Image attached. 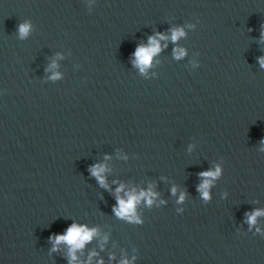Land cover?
I'll return each mask as SVG.
<instances>
[{"label":"clouds","instance_id":"9594fccd","mask_svg":"<svg viewBox=\"0 0 264 264\" xmlns=\"http://www.w3.org/2000/svg\"><path fill=\"white\" fill-rule=\"evenodd\" d=\"M19 34L21 38L26 37L30 30V25L28 23H23L19 25ZM183 29H173L171 39L172 41L178 40L180 37L184 36ZM160 39H167L162 34H157ZM160 44L156 37L149 38L148 46H138L134 55L136 57L135 64L141 68V71H144L145 68L150 66L152 57L160 52ZM175 54L177 58L183 56L184 50L183 49H176ZM261 67H264V57L258 58ZM91 174L97 179L99 184L102 187H107L106 180L103 173L106 171L105 166L103 165H94L90 169ZM220 168L217 167L215 171H206L200 173L201 177L203 178V182L198 186V191L201 193L204 199L209 198L208 189L212 183V180L217 178L220 175ZM124 191V185L121 184L120 187L116 189V201L117 206H114L113 212L119 218H123L128 220L129 222L140 223L139 217L136 215V206L141 202V200H145L148 205L153 203V199L156 197L157 193L153 192L151 188L147 191H140L137 193L135 189L132 191L125 192L124 196L122 197L120 193ZM173 194H175V188H173ZM184 195L181 194L180 201H183ZM248 215V223L250 225H254L256 223V218L258 216L264 215V212L260 210H256ZM97 235V230L95 228L89 229L86 226L78 225L76 223H72L66 230V232L62 235H56L54 238V247L53 250H57L56 246L61 243H65L69 246V257H70V264H74L77 260L75 255L77 250H81L84 248L87 242H90L93 237ZM105 239H107L105 237ZM95 255L92 253L89 256V264H91V256ZM99 264H103V261H100ZM121 264H129L127 260L121 262Z\"/></svg>","mask_w":264,"mask_h":264}]
</instances>
